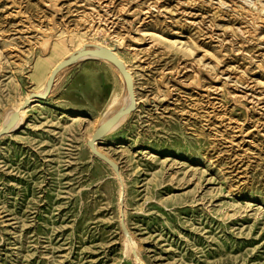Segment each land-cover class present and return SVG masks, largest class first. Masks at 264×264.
<instances>
[{
	"label": "rangeland",
	"instance_id": "374dc122",
	"mask_svg": "<svg viewBox=\"0 0 264 264\" xmlns=\"http://www.w3.org/2000/svg\"><path fill=\"white\" fill-rule=\"evenodd\" d=\"M99 48L137 96L97 142L129 236L86 143L129 97L83 61L0 139V264H264V0H0V129Z\"/></svg>",
	"mask_w": 264,
	"mask_h": 264
},
{
	"label": "water",
	"instance_id": "95a60500",
	"mask_svg": "<svg viewBox=\"0 0 264 264\" xmlns=\"http://www.w3.org/2000/svg\"><path fill=\"white\" fill-rule=\"evenodd\" d=\"M86 49H87V46L85 45L83 46L82 51H85ZM94 59L111 60L112 64L119 69L122 75L125 88H126V92L130 99V103L128 107H126L122 111L118 112L117 114L113 115L112 117L108 118L105 122L100 124L94 130L90 139H88L86 142L92 154L112 168L121 186L122 195L119 200L120 227L122 229L124 236H129V229L125 222V183H124V180L121 174V167L115 160H113L110 156H108L104 152L100 151L99 148L97 147V142L100 140L101 135L115 123L119 122L120 120L124 118H127L135 110L136 105H137V96L135 94V87L133 84L131 73L127 69L125 63L121 60V58L116 53H114L112 50L107 49V48H99L96 52L89 51L88 53H85V54L73 55L61 61L59 65H57L52 71L50 79H49V83H48V86L45 92L44 93H39L36 91L30 92L29 96L23 100V103L19 107V109L13 110L9 114L5 122H3L2 124V128L0 130V139L8 135L13 130V127L19 123L21 119V111L31 106L35 100H45L49 97L53 89L57 74L61 70H63L64 68L68 66L81 63L83 61L94 60Z\"/></svg>",
	"mask_w": 264,
	"mask_h": 264
},
{
	"label": "bare ground",
	"instance_id": "6f19581e",
	"mask_svg": "<svg viewBox=\"0 0 264 264\" xmlns=\"http://www.w3.org/2000/svg\"><path fill=\"white\" fill-rule=\"evenodd\" d=\"M80 43H82V42H80ZM79 43V44H80ZM85 46V45H84ZM83 48V47H82ZM82 50V49H81ZM98 49H96V50H93L94 52H96ZM91 52V51H90ZM88 53V52H87ZM115 53V52H114ZM118 55V54H117ZM119 56V55H118ZM120 58H121V56H119ZM68 57H63V58H61V59H59L57 62H55V64L50 68V70H49V72H48V77H47V82L45 83V85H44V87H43V89L40 91V90H36V92H39V93H44L45 92V90L47 89V86H48V83H49V79H50V76H51V73H52V71L54 70V68L57 66V65H59V63L61 62V61H63L64 59H67ZM121 60L123 61V59L121 58ZM108 61H110L111 62V60H108ZM110 62H108V63H110ZM112 63V62H111ZM125 63V62H124ZM125 65H126V63H125ZM126 67H127V69L129 70V72L131 73V71H130V69L128 68V66L126 65ZM40 68V67H39ZM117 68V67H116ZM118 69V68H117ZM118 71H119V69H118ZM119 73H120V71H119ZM121 74V73H120ZM131 77H132V73H131ZM133 79V78H132ZM35 91V90H34ZM30 94V93H29ZM29 94L25 97V98H27L28 96H29ZM24 98V99H25ZM23 99V100H24ZM23 100L21 101V103L17 106V108L16 109H19V107L22 105V103H23ZM115 102H116V100H114V102H112V104L114 105L115 104ZM129 103H130V99H129ZM129 103L123 108V109H125L126 107H128V105H129ZM111 104V106H113ZM15 109V110H16ZM122 109V110H123ZM121 110V111H122ZM25 111H26V109L25 110H23V111H21V119H20V121H19V123L18 124H16L14 127L16 128V127H19V125L23 122V120L25 119L24 117H25ZM112 117V116H111ZM123 120V119H122ZM122 120H120L119 122H117V123H115L114 125H112L110 128H108L102 135H101V138L106 134V133H108L109 131H113L115 128H116V126L122 121ZM13 127V128H14ZM1 130V129H0ZM100 138V139H101ZM121 195H122V190L120 191V197H121ZM120 197H119V200H120Z\"/></svg>",
	"mask_w": 264,
	"mask_h": 264
}]
</instances>
